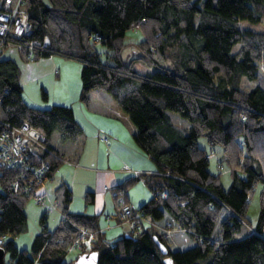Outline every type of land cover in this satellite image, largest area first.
Returning a JSON list of instances; mask_svg holds the SVG:
<instances>
[{
    "label": "trees",
    "instance_id": "1",
    "mask_svg": "<svg viewBox=\"0 0 264 264\" xmlns=\"http://www.w3.org/2000/svg\"><path fill=\"white\" fill-rule=\"evenodd\" d=\"M20 8L32 31L23 41L47 36L50 44L35 47L33 60L14 45L4 48L17 49L26 61L54 55L77 61L81 103L88 105L92 90L114 99L134 126L136 143L156 167L154 173L130 177L113 188L118 210L117 197L128 204L126 188L142 177L151 197L131 209L133 219L137 214L150 217L162 231L143 221L130 225L127 236L107 242L96 215L68 211L72 191L61 182L53 198L64 218L50 230L44 212L31 252L18 249L14 239L27 221L25 207L42 182L21 168H0L5 264H72L77 258L68 260L67 253L81 230L95 238L82 244L79 255L96 252L98 264H164L165 256L174 264H198L209 255L208 264H264V89L239 87L242 77L256 78L264 65V31L242 30L239 24L264 17V0H21ZM130 29L140 36L131 42L125 40ZM98 43L105 48L104 60ZM137 62L147 72L138 73ZM20 73L15 61L0 57V122H28L45 136L47 150L40 155L48 169L43 182L50 181L66 161L51 144L54 132L64 142L80 140L83 146L84 131L68 106L26 103ZM41 97L47 100L44 90ZM171 113L188 127H177ZM202 136L212 151L214 145L221 149L232 178L227 189L220 174L208 170L212 151L198 145ZM257 186L258 223L249 228L247 208ZM84 200L94 203V193L85 192ZM244 228L246 235L237 238ZM164 229L173 230L170 237L186 233L194 244L172 249ZM154 236L166 246V255Z\"/></svg>",
    "mask_w": 264,
    "mask_h": 264
},
{
    "label": "crops",
    "instance_id": "2",
    "mask_svg": "<svg viewBox=\"0 0 264 264\" xmlns=\"http://www.w3.org/2000/svg\"><path fill=\"white\" fill-rule=\"evenodd\" d=\"M19 57L22 59L20 54ZM17 65L20 68V65ZM22 69L20 68V81L23 86V97L26 103L37 108H48L52 105H64L72 108L76 120L84 131V151L87 146L93 147V149L90 148V151L88 150L85 157L83 156V151L79 157V161H82L81 157H84L91 162L94 161L96 165L97 163H106L108 166L103 169H105L106 174H109L108 177L112 181L111 187L120 184L124 179H127L128 175L130 177L136 176L135 172L138 173L137 175L156 172V167L150 157L135 141L134 126L109 94L101 90H92L89 93L88 105L81 103L79 100L81 88V65L79 62L54 55L26 64ZM24 81L28 84L26 93L23 85ZM42 90L47 94V100L45 101L41 97ZM101 136L107 137L108 141L106 143L100 141L99 138ZM64 166H60L53 177V179L55 177L58 178L55 187L61 182L67 184L73 196L68 206V211L77 213L79 211L74 209V194L76 191L78 195L84 194V190L87 187H79L70 176L69 171L79 168L72 164H66ZM97 167L99 168V166ZM85 169L87 170V168ZM137 188V194L132 195L129 193L130 190H126L124 196V199H126L128 205L133 210L138 209L151 197V193L144 181ZM97 199L98 192L95 189L94 204H98ZM117 199L121 203L122 198L117 197ZM113 216L115 215L109 214L108 218L110 221L114 220ZM110 221L107 220L106 222ZM103 222L104 220L98 218L99 230L104 234L105 240L109 239L107 241L111 243L114 240L111 241L110 237H121L117 236L120 234L118 228H114L110 224L111 222L107 223V225L102 224ZM144 224L153 226L154 223H152L150 217H146ZM154 225L156 226H153L155 229L159 228L156 223ZM110 229L111 231L108 234L106 231ZM157 230L160 232L161 229L159 228Z\"/></svg>",
    "mask_w": 264,
    "mask_h": 264
},
{
    "label": "rangeland",
    "instance_id": "3",
    "mask_svg": "<svg viewBox=\"0 0 264 264\" xmlns=\"http://www.w3.org/2000/svg\"><path fill=\"white\" fill-rule=\"evenodd\" d=\"M240 28L242 30H250L254 32H263L264 31V17H262L258 22L252 23L247 20H241L240 21ZM140 36L133 30L130 29L126 32V38L127 41H132V39H138ZM239 48V45H235L233 50L236 51ZM97 49L100 52V57L102 60L106 59V52L105 48L101 46L99 43L97 44ZM123 52V57L127 58V54ZM19 51L15 48H9L6 47L1 52L0 57L2 59H11L15 62H19L17 64L20 65L21 70L24 67V65L33 63L32 61H26L19 57ZM135 70L138 73H145L147 72L148 68L141 62H137L135 64ZM26 74V73H25ZM25 93L28 90V84L24 81L23 82ZM256 86H260L264 89V65L260 64L259 70L257 72V76L254 79H248L246 77H242L239 87L243 91H250L254 89ZM78 114V113H77ZM172 120L174 124L181 128L182 127H188V123L180 118L177 114L171 113ZM184 127L183 130L186 128ZM198 145L201 148H204L208 152H210L211 148L207 142V139L205 137H199L197 139ZM51 144L62 151L63 157L66 160L64 163L61 164L62 167H65L66 164H72L73 166L79 168V169H73L69 171L70 176L72 180L75 181V184L79 187L86 186L87 189L84 190L85 192H93L95 194V189H97L98 192V204H86L84 200V194L78 195V192H75L74 196V209H76L77 213L85 214V215H96L100 220H104L102 224L107 225V223H110L114 228H118L119 235L117 236H124L128 231H130V224L128 222H121L118 220L117 212H118V206L116 203V200L114 198L115 190L112 186V181H110V178L108 177L109 174L105 173V169L107 168L106 163H97V165L91 161H89L87 158H84L85 155H87L88 150L90 151V148L93 149L91 146H87V148L84 149L81 146L80 140L79 141H68L64 142L60 139L59 133L54 132L53 136L51 137ZM92 145V144H88ZM82 149V150H81ZM84 151L83 156L81 157L82 161H79L80 155H82ZM212 151V150H211ZM78 160V161H77ZM222 164V169L219 168V164ZM99 166V168L97 167ZM87 168V170L85 169ZM95 168V169H93ZM208 170L213 173H219L220 174V181L222 186L227 189L231 185L232 178L229 173V170L224 162V158L221 152L220 147L214 145L213 151L211 152V158L208 166ZM130 176L128 175L127 179H129ZM124 179L122 182H124ZM143 178L141 177L138 181H132L128 187L127 190H130L129 193L132 195H135L138 193V185L142 184ZM58 178L55 177L51 181H47L45 184V188L48 191V194L51 198H53V189L57 185ZM121 182V183H122ZM259 186H257L254 189V192L252 193V196L250 198V202L247 208V223L249 228H256L258 223V215H259V199H258V193H259ZM79 191H81L79 189ZM38 192L42 193L44 192V188H40ZM73 197V196H72ZM118 200V199H117ZM95 211V212H94ZM47 212V224L48 227L53 230L55 226L60 221V214L58 211H56L52 205L48 201H44L42 204H38L34 197L32 196L30 200L28 201L26 207H25V213L27 217V221L25 225H23L20 233L16 236L14 239L15 245L18 249H26L27 251L31 252V247L33 240L35 239V236L39 233L40 227H39V218L44 213ZM109 214H113L115 216L114 220H111L108 218ZM109 220L110 222H106ZM108 228V227H106ZM248 229L244 228L243 231L237 236V238H242L246 235ZM111 229L106 231L108 234L110 233ZM116 236V235H115ZM111 241L115 240L118 237H110ZM109 241V239H107ZM106 240V241H107ZM170 246L172 249H184L188 248L189 246H192L194 244L193 239L186 233H175L170 237ZM107 241V242H108ZM81 250L78 248H71L69 249L67 253V259L71 260L74 258H77L80 254ZM211 256H207L204 259H200L198 261V264H208L210 261Z\"/></svg>",
    "mask_w": 264,
    "mask_h": 264
},
{
    "label": "built area",
    "instance_id": "4",
    "mask_svg": "<svg viewBox=\"0 0 264 264\" xmlns=\"http://www.w3.org/2000/svg\"><path fill=\"white\" fill-rule=\"evenodd\" d=\"M20 5L21 0H0V52L5 44L14 45L20 51L25 50V56L28 60H33L35 47L44 48L50 44V41L47 36L41 41H23L25 37L31 35L32 31L28 16L21 10ZM100 140L107 142L106 137H101ZM45 150H47L45 136L28 122H22L19 125L0 122V168L14 169L18 167L28 171L37 182H42L40 188H44V192H37L33 195L36 202L42 204L44 201H48L58 211L54 198L49 196L45 182H43L48 164L41 158L40 153ZM135 174L138 173L135 172ZM18 187V182H15L14 189L17 190ZM28 190L29 188L23 189V191ZM60 217L64 218L61 214ZM117 217L119 221L128 222L131 226L145 220L140 214H137L136 219H133L130 206L123 204V200H121ZM163 231L167 235L173 232L169 229ZM3 238L0 237V244ZM94 238V233L81 230L80 237L75 239L71 248L80 249L82 244L84 245Z\"/></svg>",
    "mask_w": 264,
    "mask_h": 264
},
{
    "label": "water",
    "instance_id": "5",
    "mask_svg": "<svg viewBox=\"0 0 264 264\" xmlns=\"http://www.w3.org/2000/svg\"><path fill=\"white\" fill-rule=\"evenodd\" d=\"M127 236V234L125 235ZM154 241L157 244L159 250L163 255L167 254V248L162 244L156 236H154ZM5 251L0 247V264H5ZM164 264H174L173 260L169 256H165L163 259ZM72 264H98V258L96 252L83 253L77 257V259Z\"/></svg>",
    "mask_w": 264,
    "mask_h": 264
}]
</instances>
